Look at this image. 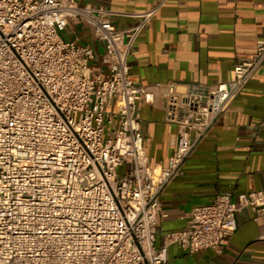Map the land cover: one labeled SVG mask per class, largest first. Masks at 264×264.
<instances>
[{
  "label": "built area",
  "instance_id": "2783aa9c",
  "mask_svg": "<svg viewBox=\"0 0 264 264\" xmlns=\"http://www.w3.org/2000/svg\"><path fill=\"white\" fill-rule=\"evenodd\" d=\"M157 10L118 28L81 0H0V264H167L172 246L221 253L244 209L264 218V189L220 193L158 244L162 195L264 64V39L226 83L164 85L177 138L153 166L140 107L160 85L135 83L129 58ZM72 23L103 44L100 62L65 37Z\"/></svg>",
  "mask_w": 264,
  "mask_h": 264
},
{
  "label": "crops",
  "instance_id": "0c3cea01",
  "mask_svg": "<svg viewBox=\"0 0 264 264\" xmlns=\"http://www.w3.org/2000/svg\"><path fill=\"white\" fill-rule=\"evenodd\" d=\"M111 12L118 28L138 22L134 15L158 9L137 39L129 58L131 77L158 86L154 104L140 107L144 148L153 166L166 167L177 127L165 121L164 85L212 86L231 78L235 63L254 56L264 39V0H81ZM69 40L87 45L100 62L103 44L82 24H70ZM125 168L121 167L122 174ZM264 189V64L232 102L212 133L189 158L183 174L162 195L164 233L183 229L190 213L217 194ZM238 229L221 253L187 254L169 248L167 264H264V218L250 209L237 215Z\"/></svg>",
  "mask_w": 264,
  "mask_h": 264
}]
</instances>
